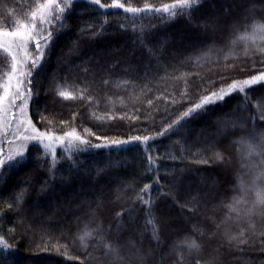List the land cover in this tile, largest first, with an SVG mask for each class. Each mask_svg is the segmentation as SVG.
<instances>
[{
	"label": "trees",
	"instance_id": "trees-1",
	"mask_svg": "<svg viewBox=\"0 0 264 264\" xmlns=\"http://www.w3.org/2000/svg\"><path fill=\"white\" fill-rule=\"evenodd\" d=\"M36 2L37 0H0V26H10L13 20L23 19L35 7ZM102 2L110 3V0H102ZM132 2L142 6L145 0H132ZM148 2L159 6L170 0H148ZM250 6H254L257 10L254 15L264 16V0H205L202 9L194 14L191 21L186 17H179L172 22L162 24L157 18L149 16L144 20L145 40L141 44L137 34L133 33L130 27L127 31L119 28V24L125 21L111 10L108 13L109 23L105 25L100 35L90 38V31L81 33L79 29L86 23H92L95 27L91 31H94L100 26L104 16L87 9L83 2L77 3L68 13L65 20L66 27L57 35L50 55L45 57L43 69L34 73V95L29 107L33 122L44 130L47 121H41L40 115L43 113L49 120L54 121L58 133L67 131L73 126L77 127L81 134H84V127H90L97 135H107L112 138H126L128 135L136 134L147 135L149 133L145 129L149 127L153 132H159L165 122L171 123L184 110L180 105L172 106L170 101H165L161 95L170 94L173 88L179 93L183 87L182 82L160 79L165 75L166 67L169 71L174 65L179 67L180 72L199 71L204 76L205 82L216 81V87L223 82L218 79L220 76H226L227 82H230L231 79H242L264 69L260 57L255 58L256 67L253 68L252 58H246L241 54L239 59L227 62L235 64V68L225 71L223 53H220L218 63L213 57L212 63H205L200 68H194L190 64L181 65L189 54L204 48L212 41H215L217 47H223L227 51L229 29L220 27L213 33L205 32L202 26V21L209 14L219 16L222 25L238 21V27L243 31L245 22L242 20L244 15L242 10ZM117 11L122 12V10ZM251 15L253 13H250V18ZM4 21L7 23L5 24ZM73 41L77 43L74 45ZM238 47L242 48L243 44L240 43ZM149 48L155 55L148 51ZM30 49L34 51L35 45H30ZM85 69L88 71L85 72ZM66 76L69 84L75 81L76 84L83 85L85 81L95 80L92 86L93 95L100 100L99 105L93 102L89 106L86 100L62 101L56 96L54 79L62 81ZM108 77L112 81L117 79L135 81V86L130 84L127 88H117L114 83L104 86L101 80ZM193 82L198 85L200 79L194 77ZM146 83L152 90L149 92L145 88V95H141L140 90ZM262 94L264 88L260 87L250 92L252 100H256ZM134 95L137 98L133 99ZM196 95L193 90V99ZM108 97H112L111 102ZM120 98H124V104H121ZM147 99H153L154 103L151 107L147 104ZM242 100V94H234L232 98L227 99V103L194 116L177 130L157 137L153 142L155 151L152 155H159V159L153 171L147 170V157L143 146H127V151L115 148H92L77 154L76 159L80 162V166L71 173L68 171V164L61 161L58 164L59 171L56 178L46 194L40 193V182L48 173L37 163V146L32 145L28 149L27 163L10 174L6 172L0 177V197H7L14 190L19 191L29 186L24 206L27 209L28 222L36 230L37 238L41 227L55 236L63 233L67 239H62L61 243L67 242L72 245L69 249L72 255L84 258L91 253V258L84 259V264H98L100 259L104 260V264H110V258H104L102 251L96 250L95 240L91 241L90 247L85 251L78 242L73 245L71 239L78 228H82L89 220L90 209H95L102 201L103 207L97 212L91 226L101 223L105 229H108L111 225L109 237L119 239V243L123 246L122 255L125 257L132 255L134 249L129 243L132 241L135 242L136 248L145 251L151 249L154 253L147 258L145 264H161V261L163 264H172L175 259L170 252L172 246L186 234L191 235L193 225L200 227L205 233L215 231L218 223L219 232L225 229L235 232L239 227L245 226L243 218L239 221L235 219V213L232 214V219H227L228 210L224 204L230 202L234 195H242L239 191L241 180L247 186H252L258 172L264 168V164L261 163L264 158L260 156L248 158L246 146L238 143L241 137L248 139L254 135L251 120L244 129L238 126L244 122L242 118L248 116L249 112L253 114L257 112L251 101L248 102L245 111ZM113 105L115 112L129 114L133 108H138L140 111L137 115L141 119L133 121L117 118L101 121L92 117L93 110L100 115L112 110ZM74 112L79 113L74 124H60L61 120L71 121ZM149 115L150 120L144 119ZM224 120L236 121L237 126L233 127L229 123L224 128L220 124V121ZM262 130H264V121H259L257 116L255 132ZM89 139L93 143H101L95 136ZM209 142L224 151L227 161L225 164L214 162L206 165L195 162L200 156L191 154L195 153L197 148H204ZM57 151L58 156L63 154L62 147H58ZM173 156L177 158L173 159ZM98 169L102 171L98 173ZM157 177H159L158 183ZM146 183L151 185L150 195L155 204V215L158 217L159 243L152 238L151 226L145 223L144 206L132 199ZM256 183L264 186V178L256 180ZM124 184H130L132 188L124 192L120 200H116V189ZM164 193L170 194L164 195ZM192 197H196L199 201V207L195 212H190L187 207L182 208L185 202H191ZM254 198V192L246 196L249 203ZM0 207H3V199H0ZM122 208L132 211L131 213L125 211L122 218L117 221L116 213ZM14 222L15 215L8 212L7 221L2 224L0 231L7 233ZM118 223L120 226L117 231ZM20 232L21 230L17 229L15 240L18 244L16 253L18 264H81L80 260H68L63 256L61 254L63 249L57 252L53 247L43 251L34 244L30 245L28 237L19 239ZM219 232L215 238L209 239L208 235H205L200 239L204 248L203 259L207 260L216 254L217 245L222 243ZM255 247L259 248L260 244L257 243ZM219 257L223 264H246V260H251L252 264H260V261L264 260V253L246 248L242 255L235 250L229 252L225 244L220 250ZM0 264L6 262L0 259ZM123 264H128L127 259ZM131 264H141V261L132 259Z\"/></svg>",
	"mask_w": 264,
	"mask_h": 264
},
{
	"label": "snow or ice",
	"instance_id": "snow-or-ice-1",
	"mask_svg": "<svg viewBox=\"0 0 264 264\" xmlns=\"http://www.w3.org/2000/svg\"><path fill=\"white\" fill-rule=\"evenodd\" d=\"M79 2L85 3L87 9L104 16L100 26L95 28L94 31L91 30L95 26L92 23H86L84 27L79 29L81 33L90 31V38L100 35L105 25L109 23L108 13L111 10L125 21L119 24V28L127 31L130 27L131 31L137 34L140 43L143 44L146 27L144 20L146 18L149 16L155 17L162 24L172 22L179 17H186L191 21L194 14L202 9L205 0H170V2L162 3L159 6L148 2V0H145L142 6L134 4L132 0H128V2L110 0V3H103L102 0H37L35 7L23 19L13 20L10 26H0V177H3L6 172L10 174L13 170L24 166L29 159L28 149L32 145L37 146V163L41 169L46 170L48 173L47 177L40 182L41 194H46L49 191L52 181L55 180L59 171L58 164L61 161L68 164V171L71 173L80 166V162L76 159L77 154L92 148H115L127 151V146H143V151L147 157V170L153 171L156 167V161L159 159V155H152V152L155 151L153 142L157 137L165 136L177 130L194 116L227 103V99L232 98L237 93L243 95L241 103L244 105L245 111H247L249 101L257 109L256 114L249 112L248 116L242 118L244 122L238 125L241 129H244L247 122L251 120L254 135L248 139L241 137L238 143L246 146L248 158L253 156L264 158V130L258 133L255 132L257 116L259 121H264V94L257 97L256 100H252L250 95V92L254 91L256 87L264 88V69L242 79H231L230 82H227L228 78L226 76H220L218 79L223 82L219 87H216V81L208 80L205 82L204 76L199 71L194 73L180 72L179 67L175 65L169 71L166 67L165 75L160 79L182 82L183 87L179 93L173 88L170 94L165 95L162 93L161 95L165 101H170L172 106L180 105L184 110L171 123L165 122L164 127L159 132H153L149 127L145 129L149 133L147 135L136 134L128 135L126 138H112L107 135H97L90 127H84V134H81L77 127L73 126L67 131L58 133L55 130L54 121L49 120L43 113H41L40 119L41 121H47V124L44 130L38 128L29 114L30 102L34 95V73L43 69L45 57L50 55L57 35L66 27L65 20L68 13ZM117 10H122V12ZM242 11L244 13L242 20L245 22L243 31L238 27V21L222 25L220 17L211 14L202 21L205 32L215 33L220 27L229 29V39L226 43L227 51L223 47H217L215 41H212L204 48L189 54L181 62V65L190 64L194 68H200L205 63H212L213 57H215V62L218 63L220 53H223L225 71L235 68V64L227 62L239 59L241 54L246 58H252L253 68L256 67L255 58L257 56L261 58V64L264 65V16L254 15L257 11L254 6L245 8ZM250 13H253L251 18ZM137 21H140V23H137ZM4 23L6 24L7 21H4ZM150 26L155 27V25ZM76 43V41H73L74 45ZM240 43L243 44L242 48L238 47ZM32 44L35 45L34 51L30 49ZM148 51L155 55L151 48ZM69 52H71V49ZM87 71L88 69H85V72ZM241 71H245V69H241ZM145 75L147 76V71ZM194 77L200 79V84L197 85L193 82ZM101 83L104 86L114 83L117 88H127L130 84L135 86V81L125 79L112 81L110 77L103 78ZM93 84H95V80L85 81L83 85H78L75 81L69 84L66 76L62 81L54 79V91L62 101L86 100L89 102V106L93 102L98 106L100 100L93 95ZM145 88L149 92L152 90L146 83L144 88L140 90L141 95H145ZM193 90L197 93L195 99H193ZM132 98L137 97L134 95ZM120 99L121 104H124V98ZM108 100L111 102L112 97H108ZM153 103V99H147V104L150 107ZM184 105L187 106L184 107ZM139 111L140 109L133 108L130 114L115 112V106L113 105L112 110L100 115H97L96 111L93 110L92 117L101 121L117 118L136 121L141 119L137 115ZM78 115V112H74L71 121L61 120L60 124H74ZM144 119L150 120L151 117L149 115ZM229 123L233 127L237 126L236 121H220L224 128ZM152 125L154 126V121H152ZM218 131H222V129H218ZM92 136H95L96 140L101 141V143H93L89 139ZM4 140L8 141L7 152L3 147ZM58 147L63 149V154L60 156H58ZM183 152L182 146V155ZM191 155L200 156V159L195 162L206 165L214 162L219 164L227 162L224 151L212 142H209L204 148H197V151ZM172 158L176 159L177 157L173 156ZM261 163L264 164V159ZM242 166L247 167V165ZM100 171L102 169H98V173ZM261 178H264V168L258 172L251 187L241 180L239 191L242 195H234L230 202L224 204V207L228 210L227 219H232V214L235 213V219L239 221L243 218L245 226L239 227V230L235 232L227 229L219 232L220 224L218 223L215 231L205 233L203 229L193 225L191 235L186 234L183 239L172 246L170 252L175 256L172 264H223L219 253L225 244L229 252L235 250L243 255L246 248H251L255 252L264 253V186L256 183V180ZM156 182H159V177H157ZM129 188H132V185L124 184L122 187H118L116 189V200H120L122 194ZM150 189V184H144L143 188L139 189L132 199L144 206L145 223L151 226L152 238L159 243L158 217L155 215V204L151 198ZM28 191L29 186H25L19 191L14 190L7 197H0V199H3V207H0V227L7 221L8 212L15 215V222L8 228V232L0 231V259L5 261L6 264H18L16 259L18 244L15 240L17 229H20L19 239L28 237L30 245L34 244L43 251H48L53 247L57 252H61V249H63L61 254L68 260H80L81 264H84V259L91 258V253H88L84 258L72 255L69 251L72 245L67 242L61 243L62 239H67L63 233L60 236H55L41 227L37 238L36 230L28 222L27 209L24 206ZM250 192H254L255 198L249 203L246 196ZM169 194L164 193V195ZM173 198L176 199V197ZM177 202L179 201L177 200ZM102 207L101 201L95 209H90L89 220L84 223L82 228H78L77 233L72 236V244L78 242L79 246L86 251L90 247L91 241L95 240L96 250L102 251L104 258H110V264H123L126 259L128 264H131L132 259H138L141 264H145L147 258L154 254L151 249L145 251L142 248H136L135 242L129 241L134 252L131 256L125 257L122 255L123 246L119 243V239L109 237L111 225L108 229H105L101 223L95 224L94 227L91 226L95 221L97 212ZM183 207H187L190 212H195L199 207V201L196 197H192L191 202H185L182 205ZM125 211L131 213L132 209L122 208L120 212L116 213L117 221L122 218ZM119 226L118 223L117 231ZM218 232L222 237V243L217 245L216 254L210 256L207 260L203 259L204 248L200 239L205 235H208L209 239L215 238ZM257 243L260 244L259 248L255 247ZM98 264H104V260L100 259ZM161 264H163V261H161ZM246 264H252V261L246 260ZM260 264H264V260H261Z\"/></svg>",
	"mask_w": 264,
	"mask_h": 264
},
{
	"label": "rangeland",
	"instance_id": "rangeland-1",
	"mask_svg": "<svg viewBox=\"0 0 264 264\" xmlns=\"http://www.w3.org/2000/svg\"><path fill=\"white\" fill-rule=\"evenodd\" d=\"M3 147H4L5 152H7V149H8V141L7 140L3 141Z\"/></svg>",
	"mask_w": 264,
	"mask_h": 264
}]
</instances>
